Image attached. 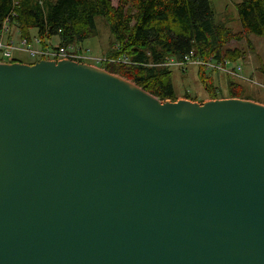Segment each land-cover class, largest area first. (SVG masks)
I'll use <instances>...</instances> for the list:
<instances>
[{"label": "water", "instance_id": "obj_1", "mask_svg": "<svg viewBox=\"0 0 264 264\" xmlns=\"http://www.w3.org/2000/svg\"><path fill=\"white\" fill-rule=\"evenodd\" d=\"M0 264H264V106L0 65Z\"/></svg>", "mask_w": 264, "mask_h": 264}, {"label": "trees", "instance_id": "obj_2", "mask_svg": "<svg viewBox=\"0 0 264 264\" xmlns=\"http://www.w3.org/2000/svg\"><path fill=\"white\" fill-rule=\"evenodd\" d=\"M237 10L240 33L216 22L210 0H118L116 5L113 0H0V31L9 19V28L15 27L23 38L37 36L47 45L57 37L61 45L82 48L98 34L96 18L103 16L113 43L100 67L132 80L163 102H176L172 71L164 64L170 57L182 60L194 50L203 58L237 61L243 51L225 46L251 34L264 37V0H242ZM201 78L211 96H219L203 70ZM228 88L232 98H251L244 97L239 83L230 80Z\"/></svg>", "mask_w": 264, "mask_h": 264}, {"label": "rangeland", "instance_id": "obj_3", "mask_svg": "<svg viewBox=\"0 0 264 264\" xmlns=\"http://www.w3.org/2000/svg\"><path fill=\"white\" fill-rule=\"evenodd\" d=\"M241 1L242 0H210L212 8L215 12L216 22L218 24H225V26L230 28L234 33H240L242 31L237 10V4ZM113 2L116 5L118 3V0H113ZM96 22L98 26V34L81 44L82 49H79L78 51L80 55H85L87 56V58H77V60H61L56 62L49 59V61L47 62L54 64H59L62 62L80 64L94 69L98 68V70L106 72L107 70L105 71L104 68L100 67V62L107 60L106 54L111 49L113 38L111 35L110 26L103 16H98L96 18ZM16 31L18 30L13 27L12 32L14 36H16ZM32 34L36 35V31L33 30ZM53 42L55 44H59L60 41L57 37H55L53 39ZM18 45L20 46L19 42ZM229 48H238L243 51V56L237 59L234 64V68L237 73L234 75L228 74L224 70L216 71L213 69H207L203 66L197 65L196 63H185L183 65H180V59L170 57L174 60L175 63L174 65H170L169 67L172 71V80L178 98L176 102H188L191 104L203 106L212 102L239 99L251 101L258 105L264 106V72L262 71L264 69V37L251 34L246 36L242 41H231L227 46L224 47V50H227ZM15 60L18 61L14 62ZM33 61H35L36 64L43 60H35V58H33L28 52L23 50H16L14 52V59L8 61L7 63L14 64L19 62L18 64L31 65L30 63H32ZM201 69L206 72L208 77L211 78V88H215L217 93H219V96H211L209 91L206 89V85L201 78ZM122 78L134 83L130 79L124 77ZM230 80L234 81L235 83L241 84L244 87V97L247 95L251 98L245 99L230 97V94H228V84Z\"/></svg>", "mask_w": 264, "mask_h": 264}, {"label": "built area", "instance_id": "obj_4", "mask_svg": "<svg viewBox=\"0 0 264 264\" xmlns=\"http://www.w3.org/2000/svg\"><path fill=\"white\" fill-rule=\"evenodd\" d=\"M9 19L4 24V29L0 31V64L11 65L7 63L14 59V52L16 50H23L28 52L33 58L43 61H61V60H77V58H87L85 55L78 53L79 47L74 44L61 45L55 44L53 41L47 42L44 45L41 39L34 36L32 39L21 37L19 31H16L14 36L12 29L8 25ZM20 43V46L18 45ZM15 60L14 62H17ZM39 61V60H38ZM236 61H233L227 57L211 56L209 58L197 57L194 50H191L179 63L183 65L185 63H196L207 69L224 70L228 74H237L234 68ZM19 63V62H18ZM14 63V64H18ZM166 66L174 65V60L169 58L165 63Z\"/></svg>", "mask_w": 264, "mask_h": 264}, {"label": "bare ground", "instance_id": "obj_5", "mask_svg": "<svg viewBox=\"0 0 264 264\" xmlns=\"http://www.w3.org/2000/svg\"><path fill=\"white\" fill-rule=\"evenodd\" d=\"M136 85V84H135Z\"/></svg>", "mask_w": 264, "mask_h": 264}]
</instances>
